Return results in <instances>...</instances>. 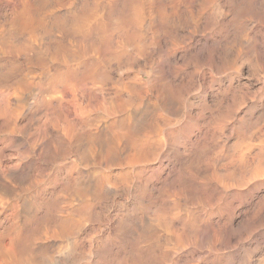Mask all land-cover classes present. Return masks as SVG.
Masks as SVG:
<instances>
[{
	"label": "rangeland",
	"instance_id": "374dc122",
	"mask_svg": "<svg viewBox=\"0 0 264 264\" xmlns=\"http://www.w3.org/2000/svg\"><path fill=\"white\" fill-rule=\"evenodd\" d=\"M257 1L0 0V264H264Z\"/></svg>",
	"mask_w": 264,
	"mask_h": 264
},
{
	"label": "bare ground",
	"instance_id": "6f19581e",
	"mask_svg": "<svg viewBox=\"0 0 264 264\" xmlns=\"http://www.w3.org/2000/svg\"><path fill=\"white\" fill-rule=\"evenodd\" d=\"M258 1H259V0H258ZM258 1H257V2H258ZM262 1H263V0H262ZM262 1H261V2H262ZM250 2H251V1H250ZM254 2H255V0H254ZM257 2H256V3H257ZM218 3H219V1H218ZM249 4H250V3H249ZM193 5H194V4H193ZM224 5H225V4H224ZM225 6H226V5H225ZM227 6H228V5H227ZM240 6H241V5H240ZM244 6H246V5H244ZM263 6H264V5H263ZM263 6H262V7H263ZM229 7H230V6H229ZM250 7H251V6H250ZM252 7H253V6H252ZM258 7H259V6H258ZM245 8H246V7H245ZM253 8H254V7H253ZM242 9H243V8H242ZM240 10H241V9H240ZM247 10H248V8H247ZM224 12H225V10H224ZM241 12H244V11H241ZM246 12H247V11H246ZM250 12H251V11H250ZM252 12H253V11H252ZM217 13H218V12H217ZM222 13H223V12H222ZM240 14L243 15V13H240ZM234 15H235V14H234ZM237 15H238V14H237ZM242 15H241V16H242ZM162 16H163V15H162ZM235 17H239V16H235ZM223 18H224V17H223ZM162 19L167 20V19H165V18H163V17H162ZM162 19H160V20H162ZM220 20H221V18H220ZM249 21H250V20H249ZM222 22H223V20H222ZM161 23L164 24L165 22H164V23L161 22ZM166 23H167V22H166ZM166 23H165V24H166ZM165 24H164V25H165ZM166 25H168V24H166ZM247 26H248V25H247ZM168 28H169V27H168ZM258 30H260L259 32H261V29H258ZM234 31H235V30H234ZM226 32H228V30H227ZM228 33H229V32H228ZM228 35H229V34H228ZM228 35H227V37H228ZM254 36H255V34H254ZM257 36H258V35H257ZM202 37H203V36H202ZM224 37H225V36H224ZM224 37H222V38H224ZM259 37H260V36H259ZM192 39H193V38H192ZM198 39H200V38H198ZM220 39H221V38H220ZM226 39H227V38H226ZM258 39H259V38H258ZM196 40H197V38H196ZM210 40H211V39H210ZM247 40L249 41V39H247ZM192 41H193V40H192ZM192 41H191V42H192ZM207 41H208V40H207ZM258 41H259V40H257V42H258ZM195 42H196V41H195ZM219 42H220V41H219ZM250 42H251V41H250ZM196 43H197V42H196ZM196 43H195V45H196ZM200 43H201V42H200ZM223 43H225V42H223ZM258 43H259V42H258ZM258 43H257V45H259ZM216 44H217V43H216ZM219 44H220V43H219ZM221 44H222V43H221ZM246 44H247V43H246ZM195 45H194V46H195ZM214 45H215V44H214ZM217 45H218V44H217ZM255 45H256V43H255ZM192 46H193V45H192ZM192 46H191V47H192ZM262 46H263V45H262ZM189 48H190V47H189ZM246 48H247V47H246ZM190 49H191V48H190ZM259 49H260V48H259ZM203 50H204V49H203ZM216 50H217V49H216ZM251 50H253V49H251ZM218 51H220V50H218ZM256 51H257V50H256ZM256 51H255V52H256ZM212 52H213V51H212ZM202 53H205V51H204V52L202 51ZM215 54H216V53H215ZM217 54H218V52H217ZM200 55H201V54H200ZM202 55H203V54H202ZM212 55H214V53H212ZM212 55H211V56H212ZM220 55H221V54H220ZM215 57H217V56H215ZM215 57H214V58H215ZM218 57H219V56H218ZM218 57H217V58H218ZM212 58H213V57H212ZM214 60H215V59H214ZM219 60H220V58H219ZM260 60H261V59H260ZM258 63H260V62H258ZM258 65H259V64H258ZM253 70H254V69H253ZM254 75H255V74H254ZM250 77H251V76H250ZM254 77H255V76H254ZM255 78H256V77H255ZM258 78H259V77H258ZM252 79H253V78H252ZM252 79H251V80H252ZM257 80H258V79H257ZM259 81H260V79H259ZM255 82H256V81H255ZM250 83H251V82H250ZM255 85H256V84H255ZM255 85L252 84V85H250V86L253 87V86H255ZM263 85H264V84H263ZM263 85L260 84V87L263 86ZM247 86H248V83H247ZM232 87H233V86H232ZM255 87H256V86H255ZM226 88H227V87H226ZM230 88H231V87H230ZM257 89H258V87H257ZM263 89H264V88H263ZM261 90H262V89H261ZM224 91H225V90H224ZM256 92H258V91H256ZM258 93H259V92H258ZM255 94H256V93H255ZM262 94H263V93H262ZM218 95H219V94H218ZM221 96H222V95H221ZM258 97H259V96H257V98H258ZM224 98H225V97H224ZM217 99H219V98H217ZM225 99H226V98H225ZM202 100H203V99H202ZM224 101H225V100H224ZM244 104H246V103H244ZM249 104H250V102H249ZM203 105H205V104H203ZM263 105H264V104H263ZM242 106H243V105H242ZM245 106H246V105H245ZM251 106L253 107V105H251ZM256 106H257V105H255V107H256ZM249 107H250V106H249ZM255 107H254V108H255ZM203 108H204V107H203ZM254 108H253V109H254ZM256 108H258V107H256ZM259 108H260V106H259ZM250 109H251V108H250ZM202 110H203V109H202ZM245 110H246V109H245ZM205 114H206V113H205ZM205 114H204V115H205ZM248 114H249V113H248ZM199 115H201V114H199ZM241 115H242V114H241ZM234 116L237 117V113H236V112L234 113ZM247 116L249 117L250 115H247ZM201 117H202V115H201ZM201 117H198V118H201ZM239 117H240V116H239ZM245 118H246V117H245ZM231 119H232V118H231ZM231 119H230V120H231ZM228 120H229V119H228ZM232 120H233V119H232ZM240 120H241V119H240ZM240 120H239V122H240ZM196 121H197V120H196ZM198 121H199V120H198ZM203 121H204V120H203ZM224 121H225V120H224ZM247 122H248V121H247ZM196 123H197V122H196ZM199 123H200V122H199ZM227 123H228V122H227ZM229 123H230V122H229ZM232 123H233V122H232ZM232 123H231V124H232ZM197 124H198V123H197ZM234 124H235V123H234ZM243 124H244V123H243ZM193 125H194V124H193ZM201 125H203V124H201ZM225 125H226V124H225ZM225 125H224V126H225ZM232 125H233V124H232ZM232 125H231V126H232ZM194 127L197 128L198 126L196 127V125H195ZM194 127H193V128H194ZM229 127H230V126H229ZM193 128H191V130H193ZM198 128H200V126H199ZM203 128H204V127H203ZM186 129H187V128H186ZM230 129H232V128H230ZM191 130H190V131H191ZM196 130H197V129H196ZM198 130H199V129H198ZM199 131H200V130H199ZM173 132H174V131H173ZM191 133L194 134L193 132H191ZM198 133H199V132H198ZM198 133H197V134H198ZM202 133H204V132H202ZM179 134H180V132H179ZM187 134H188V133H187ZM189 134H190V133H189ZM189 134H188V135H189ZM233 134H234V133H233ZM172 135H173V134H172ZM202 135H203V134H202ZM157 136H158V135H157ZM185 136H186V135H185ZM189 136H190V135H189ZM191 136H192V135H191ZM146 137H147V136H146ZM149 137H150V136H149ZM164 137H165V135H164ZM200 137H201V136H200ZM200 137H199V138H200ZM158 138H159V137H158ZM187 138H188V137H187ZM196 138H197V137H196ZM224 138H225V137H224ZM146 139H148V138H146ZM146 139H145V140H146ZM152 139H153V138H152ZM154 139H155V142H156V144H157V142H158L159 140L157 141V140H156V139H157L156 137H155ZM159 139H160V138H159ZM161 139H162V137H161ZM167 139H168V138H167ZM228 139H229V138H228ZM163 140H164V139H163ZM189 140H190V139H189ZM217 140H218V139H217ZM231 140H232V139H231ZM187 141H188V140H187ZM193 141H194V142H197V139H196V140L194 139ZM140 142H141V141H140ZM140 142H139V144H140ZM143 142H144V141H143ZM166 142H167V141H166ZM211 142H212V141H211ZM213 142H215V141H213ZM229 142H230V141H229ZM147 143H148V140H147ZM187 143H188V142H187ZM197 143H198V142H197ZM216 143H217V142H216ZM225 143H226V142H225ZM190 144H191V143H190ZM190 144H189V145H190ZM193 144H194V143H193ZM204 144H205V143H204ZM263 144H264V143H263ZM161 145H162V144H161ZM223 145H224V144H223ZM227 145H228V144H227ZM151 146H152V145H151ZM151 146H150V147H151ZM159 146H160V145H159ZM191 146H192V144H191ZM193 146L196 147V146H198V145L196 144V145H193ZM219 146H220V145H219ZM233 146H235V145H233ZM137 147H138V145H137ZM143 147H144V145H143ZM143 147H142V148H143ZM147 147L149 148V145H148ZM166 147H167V146H166ZM180 147H181V146H180ZM185 147H186V146H185ZM206 147H208V146H206ZM225 147H226V146H225ZM235 147H236V146H235ZM235 147H234V148H235ZM241 147H243V146H241ZM140 148H141V147H140ZM140 148H139V150H140ZM142 148H141V149H142ZM178 148H179V147H178ZM187 148H188V147H187ZM196 148H198V147H196ZM244 148H245V147H244ZM257 148H258V147H257ZM161 149H162V148H161ZM179 149H180V148H179ZM182 149H183V148H182ZM210 149H211V148H210ZM232 149H233V148H232ZM238 149H239V148H238ZM258 149H259V148H258ZM139 150H138V151H139ZM186 150H187V149H186ZM197 150H198V149H197ZM224 150H226V149H224ZM263 150H264V149H263ZM136 151H137V150H136ZM142 151L144 152V148H143ZM142 151L140 150L139 152H140L141 154H144V153H142ZM184 151H185V149L183 150V152H184ZM237 151H238V150H237ZM237 151H235V152H237ZM240 151H241V150H240ZM247 151H249V150H246V151L242 150L241 152H243V153L246 152V153H247ZM252 151H253V150H252ZM178 152H180V151H178ZM186 152H187V151H186ZM191 152H192V151H191ZM199 152H200V151H199ZM204 152H206V151H204ZM207 152H208V151H207ZM238 152H239V151H238ZM238 152H237V153H238ZM253 152H254V151H253ZM263 152H264V151H263ZM137 153H138V152H137ZM140 153H139V155H140ZM195 153H196V152H195ZM225 153H226V152H225ZM239 153H240V152H239ZM239 153H238V155H239ZM243 153H241V154L238 156V159H236V160H241V161H242L243 158H244V154H243ZM246 153H245V154H246ZM249 153H250V152H249ZM145 154H146V153H145ZM145 154H144V155H145ZM184 154H185V153H184ZM203 154H204V153H203ZM207 154H209V152H208ZM207 154H206V155H207ZM247 154H248V153H247ZM247 154H246V155H247ZM254 154H255V153H254ZM254 154L252 153V155H254ZM136 155H138V154H136ZM162 155H163V154H162ZM196 155H197V154H196ZM220 155H221V154H220ZM224 155H225V154H224ZM140 156H143V155H140ZM203 156H204V155H203ZM248 156H249V155H248ZM137 157H138V156H137ZM160 157H161V156H160ZM164 157H165V156H164ZM181 157H183V156H181ZM195 157H196V156H195ZM235 157H237V155H235ZM250 157H251V156H249V158H250ZM253 157L255 158L256 155L253 156ZM253 157H252V158H253ZM169 158H170V157H169ZM177 158H178V157H177ZM177 158H176V159H177ZM184 158H186V157H184ZM193 158H194V157H193ZM196 158H197V157H196ZM225 158H226V156H225ZM227 158H228V157H227ZM162 159H163V158H162ZM178 159H179V158H178ZM178 159H177V160H178ZM198 159H199V158H198ZM230 159H232V158H230ZM168 160H169V163H170V159H168ZM180 160H181V159H180ZM224 160H225V159H223V161H224ZM175 161H176V160H175ZM226 161H227V159H226ZM233 161H234V160H233ZM246 161H248V160L245 159L244 162H246ZM250 161H251V160H250ZM176 162H177V161H176ZM176 162H175V163H176ZM179 162H180V161H179ZM224 162H225V161H224ZM234 162L236 163V161H234ZM234 162H233V163H234ZM251 162H252V161H251ZM165 163H166V162H165ZM253 163L256 164V167H259V166L262 167V166H264V160H263V161H260V160H259L258 162L255 161V162H253ZM176 164H177V163H176ZM176 164H175V165H176ZM244 164H245V163H244ZM164 165H165V166H164ZM228 165H229V164H228ZM240 165H242V164H240ZM240 165H239V166H240ZM160 166H161V165H160ZM169 166H170V165L162 164V166H161V167L159 168V170L157 171V174H158V175H161V173H164L167 169H169ZM226 166H227V164H226ZM243 166H244V165H243ZM152 167H153V166H152ZM178 167H179V166H178ZM240 167H241V166H240ZM153 168H154V167H153ZM151 169H152V168H151ZM178 169H179V168H178ZM223 169H225V168H223ZM226 169H227V168H226ZM233 169H234V168H233ZM186 170H188V169H186ZM213 170H214V169H213ZM255 170H257V169L254 168V172H255ZM258 170H259V169H258ZM150 171H152V170H150ZM168 171H170V170H168ZM183 171H184V170H183ZM214 171H215V170H214ZM143 172H144V171H143ZM188 172H189V171H188ZM188 172H187V173H188ZM216 172H217V171H216ZM226 172H228V170H227ZM155 173H156V172H155ZM167 173H168V172H167ZM187 173L185 172L184 174L187 175ZM231 173H233V172H231ZM136 174H137V173H136ZM139 174H141V173H139ZM143 174H144V173H143ZM147 174H149V173H147ZM147 174H146V175H147ZM170 174H171V173H170ZM176 174H177V173H176ZM176 174H174V175H176ZM191 174H192V172H191L190 174L188 173V176H189V175L191 176ZM216 174L221 175V174H219L218 172H217ZM223 174H226V173H223ZM227 174H228V173H227ZM241 174H242V173H241ZM137 175H138V174H137ZM144 175H145V174H144ZM168 175H169V174H168ZM168 175H167V176H168ZM193 175H194V174H193ZM211 175H212V174H211ZM234 175H236V174L234 173ZM138 176H139V175H138ZM161 176H162V175H161ZM170 176H171V175H170ZM184 176H185V175H184ZM188 176H185V177L188 178ZM190 176H189V177H190ZM231 176H232V175H231ZM231 176H229V178H230ZM237 176H238V175H237ZM255 176H256V175H255ZM142 177H145V176H142ZM153 177H154V176H153ZM153 177H152V178H153ZM155 177H156V175H155ZM164 177H165V176H164ZM174 177H175V176L170 177V178H174ZM176 177H178V178L180 177V181H181V177H182V176H179V174H178ZM176 177H175V179H176ZM194 177H195V176H194ZM212 177H213V176H212ZM225 177H226V176H225ZM246 177H247V175H246ZM249 177H250V176H249ZM260 177H261V176H260ZM260 177H259V178H260ZM137 178H139V177H137ZM145 178H146V177H145ZM156 178H157V177H156ZM159 178H160V176H159ZM178 178H177V179H178ZM187 178H186V179H187ZM191 178H192V176H191ZM191 178H190V181H191ZM220 178H221V177H220ZM261 178H262V177H261ZM140 179H141V176H140ZM148 179H149V178H148ZM148 179H147V180H148ZM150 179H151V178H150ZM150 179H149V180H150ZM161 179H162V178H161ZM161 179H160V180H161ZM168 179H169V178H168ZM188 179H189V178H188ZM217 179H218V178H217ZM234 179H236V178H234ZM154 180H155V179H154ZM154 180H152V181H154ZM172 180H173V179H172ZM215 180H216V178H215ZM223 180H224V179H222V181H223ZM227 180L229 181L228 178H227ZM141 181H144V180H141ZM152 181H151V182H152ZM165 181H166V180H165ZM168 181H170V180H168ZM168 181H167V182H168ZM177 181H178V180H177ZM180 181H179V183H180ZM183 181H184V180H183ZM183 181H182V182H183ZM228 181H227V183H229ZM154 182H155V181H154ZM156 182H157V181H156ZM160 182H161V181H160ZM170 182H174V181H170ZM216 182H217V180H216ZM147 183H148V182H147ZM175 183H177V182H174V184H175ZM186 183H188V182L186 181ZM221 183H224V182H221ZM227 183H226V180H225V184H226V185H227ZM232 183H233V182L230 183V186H231ZM237 183H238V182H237ZM137 184H138V183H137ZM148 184H149V183H148ZM150 184H151V183H150ZM177 184H178V183H177ZM183 184H184V182H183ZM233 184H234V183H233ZM233 184H232V185H233ZM139 185H142V184L139 183ZM145 185H146V184H145ZM175 185H176V184H175ZM175 185L173 186L174 188H175ZM181 185H182V184H180V186H181ZM188 185H189V184H188ZM188 185L186 184V186H188ZM217 185H218V184H217ZM219 185H220V184H219ZM219 185H218V186H219ZM226 185H224V187H225ZM234 185H236V184H234ZM234 185H233V186H234ZM243 185H244V184H242V186H243ZM245 185H246V184H245ZM245 185H244V187H245ZM153 186H154V185H153ZM180 186L178 185L176 188L178 189V187L180 188ZM182 186H183V185H182ZM186 186H184V188H185ZM215 186H216V185H215ZM218 186H217V187H218ZM222 186H223V184H222ZM227 186H228V185H227ZM227 186H226V187H227ZM230 186H228V189H229ZM171 187H172V185H171ZM173 187H172V188H173ZM188 187H190V186H188ZM231 187H232V186H231ZM249 187H250V186H249ZM249 187H248V188H249ZM182 188H183V187H181V188L178 189V190H181V192H182V190H183ZM186 188H187V187H186ZM235 188H236V186H235ZM237 188H238V187H237ZM237 188H236V189H237ZM246 188H247V187H246ZM151 189H152V188H151ZM154 189H156V188H154ZM188 189H190V188H188ZM217 189H219V188H217ZM224 189H225V188H224ZM224 189H223V190H224ZM190 190H191V189H190ZM192 190H193V189H192ZM208 190H209V189H208ZM186 191L188 192L189 190H186V189H185V193H187ZM215 191H216V190H215ZM220 191H221V190H220ZM225 191H226V190H225ZM263 191H264V190H263ZM155 192H156V191H155ZM189 192H190V191H189ZM193 192H194V191H193ZM253 192H254V191H253ZM226 193H227V192H226ZM234 193H236V192H234ZM249 193H250V192H249ZM227 194H229V193H227ZM238 194H239V193H238ZM250 194H251V193H250ZM260 194H261V193H260ZM241 195H242V194H241ZM256 195H257V194H256ZM263 195H264V193H263ZM181 196H182V195H181ZM250 196H251V195H250ZM203 197H204V196H203ZM207 197H209V195H208ZM229 197H230V196H229ZM201 198H202V197H201ZM204 198H205V197H204ZM209 198H210V197H209ZM211 198H212V197H211ZM230 198H231V197H230ZM258 198H259V197H258ZM207 199H208V198H207ZM207 199H206V200H207ZM233 199H234V198H233ZM262 199H263V198H262ZM230 200H231V199H230ZM234 200H235V199H234ZM248 200H249V199H248ZM209 201H210V200H209ZM239 201H240V200H239ZM249 201H250V200H249ZM251 201H252V200H251ZM251 201H250V202H251ZM231 202H232V201H231ZM235 203H236V200H235ZM246 203H248V202H246ZM251 203H252V202H251ZM159 204H160V203H159ZM208 204H209V203H208ZM239 204H240V203H239ZM252 204H254V203H252ZM232 205H233V204H232ZM242 205H243V204H242ZM247 205H248V204H247ZM237 206H238V205H237ZM150 207H151V206H150ZM240 207H241V206H240ZM246 207H247V206H246ZM232 208H233V207H232ZM235 208H236V207H235ZM156 209H157V208H156ZM231 210H232V209H231ZM231 210H230V211H231ZM239 210H240V209H239ZM242 211H243V210H241V212H242ZM238 212H239V211H238ZM241 212H240V214H241ZM234 213H235V212H234ZM242 213H243V212H242ZM246 213H247V212H246ZM123 214H124V213H123ZM126 214H127V213H126ZM133 214H134V213H133ZM135 214H136V213H135ZM135 214H134V215H135ZM149 214H150V213H148V215H149ZM151 214L154 215L155 213H151ZM157 214H158V213H157ZM157 214H156V216L152 217L153 220L157 218V216H158ZM159 214L162 215V213H159ZM165 214H166V213H164V215L162 216V218L165 217ZM201 214H202V213H201ZM210 214H211V213H209V215H210ZM240 214H239V215H240ZM118 215H119V214H118ZM139 215H140V214H139ZM145 215H146V214H145ZM161 215H160V217H161ZM203 215H204V214H203ZM212 215H213V214H212ZM221 215H222V214H221ZM223 215H224V213H223ZM223 215H222V216H223ZM121 216H122V215H121ZM136 216H137V215H136ZM205 216H206V215H205ZM218 216H219V215H218ZM222 216H221V219H222ZM232 216H233V213H232ZM128 217H129V216H128ZM134 217H135V216H134ZM140 217H141V216H140ZM147 217H148V216H147ZM234 217H235V216H234ZM234 217H233V218H234ZM236 217H237V216H236ZM118 218H120V217H118ZM118 218H117V219H118ZM123 218H124V217H123ZM131 218H132V217H131ZM152 218H151V219H152ZM158 218H159V217H158ZM166 218H167V216H166ZM207 218H208V216H207ZM124 219H126V218H124ZM124 219H123V220H124ZM127 219H128V218H127ZM133 219H135V218H133ZM137 219H138V218H137ZM142 219H143V217H142ZM145 219H147V218H145ZM145 219H144V221H145ZM149 219H150V218H149ZM159 219H161V218H159ZM164 219H165V218H164ZM164 219H163V224H164L163 226H165V223H166V222L164 223ZM223 219H224V218H223ZM230 219H231V218H230ZM123 220H122V221H123ZM161 220H162V219H161ZM161 220H160V223H161ZM232 220H233V219H232ZM119 221L121 222V219H119ZM129 221H130V220H129ZM129 221H128V222H129ZM136 221H137V220H136ZM138 221L140 222V219H139ZM148 221H150V220H148ZM157 221H158V220H157ZM157 221H156L155 224L158 225ZM165 221H166V219H165ZM167 221H168V219H167ZM190 221H191V220H190ZM215 221H216V220H215ZM223 221H224V220H223ZM235 221H236V220H235ZM146 222H147V221H146ZM150 222H151V221H150ZM158 222H159V221H158ZM169 222H170V221H169ZM173 222H174V221H173ZM173 222H172V223H173ZM196 222H197V221H195V223H196ZM212 222H213V221H212ZM229 222H230V220H229ZM122 223H123V222H122ZM125 223H126V222H125ZM140 223H142V222H140ZM140 223H139V224H140ZM167 223H168V222H167ZM172 223H171V224H172ZM174 223H175V222H174ZM174 223H173V224H174ZM188 223H190V224H188ZM188 223H187L186 225H189V227H190V226H191V222H188ZM199 223H200V222H199ZM216 223H217V221H216ZM131 224H132V223H131ZM136 224H137V223H136ZM149 224H150V223H149ZM153 224H154V223H153ZM153 224H152V225H153ZM171 224H170V225H171ZM222 224H223V223H222ZM224 224H225V223H224ZM230 224H231V223H230ZM118 225H119V224H118ZM157 225H156V226H157ZM161 225H162V224H161ZM161 225H160V226H161ZM166 225H167V226H165V227L167 228V232L171 231L170 229H168V226L170 227V225H168V224H166ZM178 225H179V223H178ZM180 225H182V223H181ZM183 225H184V224H183ZM183 225H182V226H183ZM214 225H215V224H214ZM125 226H127V225H125ZM125 226H124V227H125ZM128 226H129V225H128ZM140 226H142V224H141ZM143 226H144V224H143ZM173 226H174V225H173ZM182 226H181V228L183 229V227H185V226H183V227H182ZM211 226H212V228H213V225H211ZM217 226H218V225H217ZM232 226H233V224H232ZM120 227H121V226H120ZM150 227H151V224L149 225L148 228H150ZM175 227H176V226H174V228H175ZM177 227H178V226H177ZM186 227H187V226H186ZM191 227H192V226H191ZM193 227H194V226H193ZM193 227H192V229H193ZM195 227H196V225H195ZM222 227H223V226H222ZM143 228H144V227H143ZM157 228H158V227H157ZM157 228H156V229H157ZM161 228H163L164 230H166L164 227H161ZM161 228H159V229L162 230ZM171 228H172V227H171ZM196 228H198V227H196ZM210 228H211V227H210ZM212 228H211V229H212ZM115 229H116V228H115ZM121 229H122V227H121ZM127 229H129V228H127ZM127 229H126V230H127ZM131 229H132V228H131ZM145 229H146V225H145ZM145 229H144V230H145ZM172 229H173V228H172ZM175 229H176V228H175ZM184 229H186V228H184ZM184 229H183V230H184ZM189 229H190V228H188V230H189ZM192 229H191V231H192ZM198 229H199V228H198ZM215 229H216V228H215ZM132 230H134V229H132ZM164 230H162V231H163L162 233H164ZM173 230H174V229H173ZM173 230H172V232L175 231V230H174V231H173ZM176 230H177V229H176ZM196 230H197V229H196ZM196 230H195V232H196ZM216 230H217V229H216ZM218 230H219V229H218ZM218 230H217V231H218ZM224 230H225V229H224ZM148 231H149V230H148ZM154 231H155V230H154ZM154 231H153V232H154ZM179 231H180V229H179ZM184 231H185V234H186L187 231H186V230H184ZM184 231H183V232H184ZM193 231H194V229H193ZM193 231H192V233H193ZM197 231H198V230H197ZM217 231H216L215 235L218 233V234L220 235V238H221V234H220L219 232H217ZM117 232H118V231H117ZM122 232H124V231H122ZM146 232H147V231H146ZM150 232H151V231H150ZM153 232H152V233H153ZM157 232H159V230H158ZM165 232H166V231H165ZM172 232H170V234H172ZM181 232H182V231H181ZM195 232H194V233H195ZM211 232H212V230H211ZM213 232H214V230H213ZM213 232H212V234H213ZM129 233H130V232H129ZM129 233H128V234H129ZM143 233H144V232H143ZM159 233H160V232H159ZM162 233H161V235H162ZM205 233H206V232H205ZM120 234H122V233H120ZM150 234H151V233H149L148 236H149ZM153 234H155V233H153ZM156 234H158V233H156ZM167 234H168V233H167ZM173 234H174V233H173ZM188 234H189V232H188ZM188 234L186 235V239L189 238ZM199 234H200V233H199ZM218 234H217V235H218ZM146 235H147V234H146ZM165 235H166V234H164V237H165ZM174 235H175V234H174ZM191 235H192V234H191ZM193 235H195V234H193ZM196 235H197V234H196ZM196 235H195V236H196ZM205 235H206V234H205ZM223 235H225V233H224ZM227 235H228V234H227ZM261 235L264 236V234H261ZM108 236H109V235H108ZM110 236H111V234H110ZM143 236H144V235H143ZM158 236H160V235H158ZM167 236H168V235H167ZM179 236H180V235H179ZM187 236H188V238H187ZM212 236H213V235H212ZM228 236H229V235H228ZM231 236H232V235H231ZM118 237H119V236H118ZM120 237H121V236H120ZM122 237H123V236H122ZM124 237H125V236H124ZM149 237H150V236H149ZM154 237H155V236H154ZM161 237H162V236H160V239H162ZM172 237L174 238V237H176V236H172ZM177 237H178V235H177ZM190 237L192 238L193 236H190ZM217 237H218V236H217ZM222 237H226V236H222ZM257 237H258V235H257ZM125 238H126V237H125ZM144 238H145V237H144ZM165 238H166V237H165ZM168 238H169V240H170V236H169ZM168 238H167V239H168ZM191 238H189V239L191 240ZM199 238H200V237H199ZM227 238H228V237H227ZM231 238H232V237H231ZM250 238H251V237H250ZM258 238H259V237H258ZM108 239H109V238H108ZM121 239H122V238H121ZM128 239H129V238H128ZM128 239H127V240H128ZM139 239H140V238H139ZM148 239H149V238H148ZM174 239H175V238H174ZM180 239H182V236H181V238L178 237V240H180ZM193 239H194V237H193ZM193 239H192V240H193ZM196 239H197V238H196ZM196 239H195V240H196ZM212 239H213V237H212ZM212 239H211V240H212ZM215 239H216V238L214 237L213 240L215 241ZM233 239H234V238H233ZM106 240H107V239H105V242H106ZM157 240H159V237H158ZM171 240H172V238H171ZM175 240H176V239H175ZM213 240H212V241H213ZM222 240H224V239L221 238V240H219V241H222ZM225 240H226V238H225ZM230 240H231V239H230ZM234 240H235V239H234ZM255 240H256V239H255ZM257 240H258V239H257ZM118 241H119V239H118ZM134 241H135V239H134ZM140 241H141V240H140ZM143 241H145V240H143ZM155 241H156V240H155ZM160 241H161V240H160ZM173 241H174V240H173ZM180 241H181V240H180ZM180 241H179V242H180ZM260 241L262 242L263 240H260ZM103 242H104V241H103ZM107 242H109V241H107ZM111 242H112V241H111ZM127 242H128V241H127ZM127 242H125V243H127ZM136 242H138V241H136ZM145 242H147V239H146ZM149 242H150V241H149ZM179 242H178V243H179ZM182 242H183V240H182ZM182 242H180V243H181L180 246H184V245L187 244V243L185 242L186 244L183 243V245H182ZM195 242H197V241H195ZM222 242H223V241H222ZM238 242H239V241H238ZM251 242H252V240H251ZM101 243H102V242H101ZM125 243H124V244H125ZM151 243H153V242H150L149 245H152ZM156 243H157V244H156ZM159 243H160V242H159ZM163 243H164V242H163ZM178 243H177V244H178ZM180 243H179V244H180ZM190 243L192 244V242H190ZM213 243H214V242H213ZM223 243H225V242H223ZM226 243H229V242L226 241ZM241 243H242V242H241ZM109 244H110V243H109ZM109 244H108V246H109ZM112 244H114V243H112ZM117 244H119V243L117 242ZM122 244H123V243H122ZM129 244H130V243H129ZM134 244H135V243H134ZM139 244H140V243H139ZM147 244H148V243H147ZM147 244H146V245H147ZM155 244H156V246H158V241L155 242ZM177 244H175V247H176ZM193 244H194V243H193ZM235 244H236V243H235ZM105 245H106V244H105ZM114 245H115V244H114ZM120 245H121V244H120ZM126 245H128V244H126ZM140 245H142V244H140ZM144 245H145V244H144ZM144 245H142V246L144 247ZM195 245H196V243H195ZM224 245H225V244H224ZM230 245H231V244H230ZM233 245H234V244H233ZM245 245H246V244H245ZM250 245H251V244H250ZM102 246H103V245H102ZM121 246H122V245H121ZM128 246H129V245H128ZM132 246H133V245H132ZM137 246H138V243H137ZM142 246H141V248H142ZM180 246H179V247H180ZM186 246H187V245H186ZM189 246H190V244H189ZM239 246H240V245H239ZM105 247H106V246H104V249L106 250L107 247H106V248H105ZM110 247H111V246H110ZM112 247H113V246H112ZM117 247H118V246H117ZM125 247H126V246H125ZM125 247H124V245H123V248H125ZM138 247H139V246H138ZM145 247H147V246H145ZM150 247H151V246H150ZM193 247H195V246H193ZM226 247H229V245L226 246ZM226 247H225V248H226ZM231 247H232V246H231ZM236 247H237V246H236ZM241 247H242V246H241ZM252 247H253V246H252ZM98 248H99V247H98ZM130 248H131V246H130ZM130 248H129V250H130ZM133 248H134V247H133ZM136 248H137V247H136ZM136 248H135V250H137ZM157 248H158V247H157ZM157 248H156V249H157ZM159 248L162 249L163 246L160 247V245H159ZM166 248H167V247H166ZM172 248H173V247H172ZM242 248H243V247H242ZM114 249H117V248H114ZM118 249H119V248H118ZM118 249H117V250H118ZM148 249H150V248L148 247ZM151 249H152V247H151ZM156 249L154 248V250H150V251L152 252V254H155L153 251H155ZM168 249H170V248H168ZM173 249L175 250V248H173ZM186 249H187V248H186ZM231 249H232V248H231ZM235 249H236V248H235ZM238 249H239V248H238ZM109 250H110V249H109ZM109 250H108V251H109ZM119 250H120V249H119ZM125 250H126V248H125ZM125 250H124V251H125ZM135 250H134V251H135ZM139 250H141V249L138 248V251H139ZM144 250H145V248H144ZM182 250H183V249H182ZM225 250H226V249H225ZM247 250H248V249H247ZM247 250H246V251H247ZM254 250H255V249H254ZM97 251H98V250H97ZM106 251H107V250H106ZM131 251H132V250H131ZM134 251H133V252H134ZM148 251H149V250H148ZM160 251H161V250H160ZM170 251H171V250H170ZM177 251H178V250H177ZM177 251H175V252H177ZM248 251H250V250H248ZM261 251H262V250H261ZM109 252H110V251H109ZM117 252H118V251H117ZM128 252H130V251H128ZM135 252H136V251H135ZM143 252H144V254H145L146 250H145V251L142 250V253H143ZM155 252H156V251H155ZM162 252H163V250H162ZM162 252H161V253H162ZM166 252L168 253L169 251H168V250H167V251L165 250V253H166ZM175 252H173L172 254H174ZM243 252H245V251L243 250ZM252 252H253V251H252ZM254 252H255V251H254ZM263 252H264V250H263ZM25 253H26V251H25ZM97 253H98V252H97ZM104 253H105V252H104ZM112 253H113V252H111L110 254H112ZM115 253H116V252H115ZM125 253H126V252H125ZM156 253H157V252H156ZM169 253H170V252H169ZM180 253H181V252H180ZM180 253L177 252V254H180ZM185 253H186V252H185ZM248 253H249V252H248ZM250 253H251V251H250ZM23 254H24V253H23ZM94 254H95V253H94ZM98 254H100V253H98ZM102 254H103V253H101V255H102ZM129 254H131V253H129ZM132 254H133V253H132ZM135 254H136V253H135ZM138 254H141V252H139ZM149 254L151 255V253H149ZM149 254L147 253L145 257H148ZM202 254H203V253H202ZM233 254H234V253H233ZM121 255H122V254H121ZM126 255H128V254H126ZM141 255H142V254H141ZM156 255H159V254H155V257H156ZM174 255H175V254H174ZM174 255H173V256H174ZM216 255H217V254H216ZM240 255H241V254H240ZM240 255H239V256H240ZM251 255H252V254H251ZM106 256H107V255H106ZM115 256H116V255H115ZM123 256H124V253H123ZM123 256H122V258H119V257H118V258H119L120 260H124V259H123ZM132 256L134 257L135 255H132ZM137 256H138V255H137ZM151 256H152V255H151ZM159 256H160V255H159ZM165 256H167V254H166ZM179 256H180V255H179ZM179 256H178V257H179ZM183 256H184V255H183ZM212 256H213V255H212ZM245 256L248 257V254H246ZM260 256H261V255H259V258H260ZM262 256H263V255H262ZM91 257H92V256H91ZM103 257H104V256H103ZM111 257H112V255H111ZM120 257H121V256H120ZM127 257H128V256H127ZM143 257H144V255H143ZM152 257H153V256H152ZM155 257H154V258H155ZM169 257H170V254H169ZM171 257H172V256H171ZM171 257H170V259H171ZM181 257H182V256H181ZM234 257H235V256H234ZM263 257H264V256H263ZM85 258H86V257H85ZM85 258H84V259H85ZM95 258H96V257H95ZM95 258H94V259H95ZM112 258H113V257H112ZM130 258H131V255H130ZM135 258H136V257H134V259H135ZM138 258H139V257H138ZM158 258H159V257H158ZM158 258H157V259H158ZM208 258H209V257H208ZM216 258H217V257H216ZM252 258H253V257H252ZM252 258H251V259H252ZM257 258H258V257H257ZM259 258H258V259H259ZM96 259H98V258H96ZM114 259H116V257H114ZM119 259H118V260H119ZM127 259H128V258H127ZM148 259H149V258H148ZM151 259H152V258H151ZM151 259H149V261H150ZM165 259H166V258H165ZM170 259H169V261H170ZM179 259H180V258H179ZM248 259H249V258H248ZM263 259H264V258H263ZM263 259H262V260H263ZM101 260H102V259H101ZM106 260H108V259H106ZM106 260H105V261H106ZM135 260H136V259H135ZM142 260H146V259L144 258V259H142ZM154 260H156V259H154ZM160 260H162V258H161ZM174 260H175V258H174ZM174 260H173V261H174ZM184 260H185V259H184ZM249 260H250V259H249ZM108 261H109V260H108ZM110 261H112V260H110ZM113 261H114V260H113ZM128 261L131 262L130 260H128ZM132 261H134V260H132ZM146 261H147V260H146ZM146 261H143V262H141V263L146 264V263H144V262H146ZM151 261H152V260H151ZM175 261H177V260H175ZM178 261H179V260H178ZM186 261H187V260H186ZM186 261H185V263H186ZM188 261H189V260H188ZM247 261H248V260H247ZM92 262H93V261H92ZM100 262H101V261H100ZM116 262H117V260H116ZM122 262H123V261H122ZM124 262H125V260H124ZM157 262H158V261H157ZM259 262H262V261H259ZM86 263H87V262H86ZM89 263H90V262H89ZM89 263H88V264H89ZM93 263H94V262H93ZM101 263H102V262H101ZM112 263H113V262H112ZM118 263H119V261L117 262V264H118ZM126 263H127V260H126ZM136 263H137V262H136ZM138 263H140V262L138 261ZM148 263H149V262H148ZM148 263H147V264H148ZM163 263H164V262H163ZM182 263H183V262H182ZM248 263H249V262H248ZM102 264H103V263H102ZM119 264H121V263H119ZM128 264H129V263H128ZM131 264H133V263H131ZM173 264H174V263H173ZM177 264H178V263H177ZM183 264H184V263H183ZM195 264H196V262H195ZM204 264H205V263H204ZM211 264H212V263H211ZM259 264H260V263H259ZM262 264H263V263H262Z\"/></svg>",
	"mask_w": 264,
	"mask_h": 264
}]
</instances>
